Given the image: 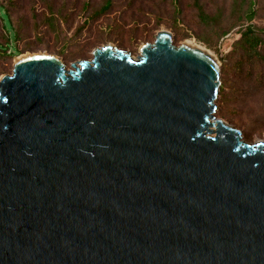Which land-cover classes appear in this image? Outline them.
<instances>
[{
  "label": "water",
  "instance_id": "1",
  "mask_svg": "<svg viewBox=\"0 0 264 264\" xmlns=\"http://www.w3.org/2000/svg\"><path fill=\"white\" fill-rule=\"evenodd\" d=\"M0 78V264H264V142L216 117L221 66L168 32Z\"/></svg>",
  "mask_w": 264,
  "mask_h": 264
},
{
  "label": "rangeland",
  "instance_id": "2",
  "mask_svg": "<svg viewBox=\"0 0 264 264\" xmlns=\"http://www.w3.org/2000/svg\"><path fill=\"white\" fill-rule=\"evenodd\" d=\"M46 1L62 15L55 31L43 24L48 9L41 0H0L2 12L11 20V27L5 28L0 17V46L9 55L11 50L4 48L8 40L18 51L12 60L0 56V78L12 74L16 59L38 54L61 60L67 69L79 61L90 62L93 51L106 45L135 59L140 56L141 47L152 44L160 32L170 33L176 46L189 40L195 42L219 62L222 70L224 64H233L234 43L243 28L237 26L219 38L198 21L191 8L193 0H111L110 10L95 21H90L92 11L106 0ZM200 2L210 15L222 10L227 31L233 21L232 0ZM257 7V17L251 25L264 29V0H257ZM223 76L226 99L217 100L216 117L240 130L247 143L264 142V86L234 72Z\"/></svg>",
  "mask_w": 264,
  "mask_h": 264
},
{
  "label": "trees",
  "instance_id": "3",
  "mask_svg": "<svg viewBox=\"0 0 264 264\" xmlns=\"http://www.w3.org/2000/svg\"><path fill=\"white\" fill-rule=\"evenodd\" d=\"M41 1L48 9V12H46L47 14L44 15L43 18V24L50 27L52 31H55L56 21L57 19H61L62 15L56 13L53 6L46 0ZM111 6L112 1L106 0L99 9L92 11L90 21H95L104 13L108 12ZM191 8L196 11L198 21L205 27L214 30L219 38L225 36L237 26L243 27L239 31V39L234 43L232 51V57L234 58L233 64H224L221 70L222 85L219 91L218 102H223L226 99L225 79L223 75L227 74V72L237 73L245 76L249 80L256 79L260 86H264V29L251 25L257 17V0H232L231 13L233 21L227 31L223 24L224 15L221 9H218L216 13L210 15L206 12L200 0H193ZM2 10V7H0V17L4 21L5 28H10V16L2 12ZM178 36L179 34L176 35V37ZM6 42L4 48L10 49L11 52L7 55L6 50L0 46V51L2 52L0 56L3 59L12 60L18 51L8 40ZM86 47H88V45Z\"/></svg>",
  "mask_w": 264,
  "mask_h": 264
},
{
  "label": "bare ground",
  "instance_id": "4",
  "mask_svg": "<svg viewBox=\"0 0 264 264\" xmlns=\"http://www.w3.org/2000/svg\"><path fill=\"white\" fill-rule=\"evenodd\" d=\"M185 44H187V45H190V46H192V47H194V48H196L197 50H201L202 52H204V53H206V54H209L204 48H202L201 46H199V45H197L195 42H193V41H186L185 42ZM210 55V54H209ZM211 56V55H210ZM212 57V56H211ZM213 58V57H212ZM213 60L216 62V64L217 65H219V62L215 59V58H213Z\"/></svg>",
  "mask_w": 264,
  "mask_h": 264
}]
</instances>
